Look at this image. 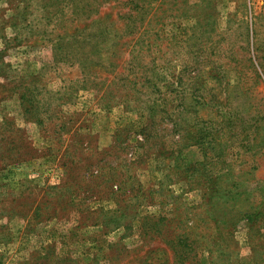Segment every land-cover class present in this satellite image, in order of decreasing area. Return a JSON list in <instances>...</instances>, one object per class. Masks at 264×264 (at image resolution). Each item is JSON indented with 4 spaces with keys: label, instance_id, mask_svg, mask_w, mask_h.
Here are the masks:
<instances>
[{
    "label": "rangeland",
    "instance_id": "rangeland-1",
    "mask_svg": "<svg viewBox=\"0 0 264 264\" xmlns=\"http://www.w3.org/2000/svg\"><path fill=\"white\" fill-rule=\"evenodd\" d=\"M262 118L264 0H0V264H264Z\"/></svg>",
    "mask_w": 264,
    "mask_h": 264
},
{
    "label": "trees",
    "instance_id": "trees-1",
    "mask_svg": "<svg viewBox=\"0 0 264 264\" xmlns=\"http://www.w3.org/2000/svg\"><path fill=\"white\" fill-rule=\"evenodd\" d=\"M132 83H134V81H132ZM152 110L154 111L155 109L154 108H152ZM262 120L264 121V118H262ZM150 222V225H151V223L153 222V225L156 227V232H158V223L157 222H154L153 220H151V221H149Z\"/></svg>",
    "mask_w": 264,
    "mask_h": 264
}]
</instances>
